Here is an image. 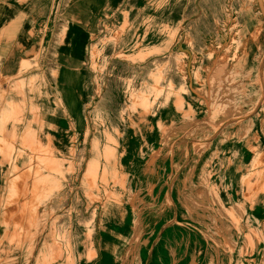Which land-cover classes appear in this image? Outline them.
<instances>
[{
  "label": "rangeland",
  "instance_id": "obj_1",
  "mask_svg": "<svg viewBox=\"0 0 264 264\" xmlns=\"http://www.w3.org/2000/svg\"><path fill=\"white\" fill-rule=\"evenodd\" d=\"M4 12L0 264H264V0Z\"/></svg>",
  "mask_w": 264,
  "mask_h": 264
},
{
  "label": "bare ground",
  "instance_id": "obj_2",
  "mask_svg": "<svg viewBox=\"0 0 264 264\" xmlns=\"http://www.w3.org/2000/svg\"><path fill=\"white\" fill-rule=\"evenodd\" d=\"M17 5L18 6H21L18 2H17ZM8 17V12H4L3 14H0V22L3 21L4 19H6ZM16 37V40L17 42H21V39H20V36H15ZM9 42L10 40H8V43H7V46H9ZM23 43V41H22ZM7 53H12L9 51V49H7ZM13 54V53H12ZM224 59L223 58H219L217 59L216 61H214V66L217 67V61H223ZM226 61V60H225ZM6 70V69H5ZM8 70V69H7ZM62 72L59 74L60 75V78L62 79H56V88H55V92L57 91V93H59L61 90L66 92V95H69V84H70V79L67 78V77H64L63 75H61ZM74 84V83H73ZM70 88V87H69ZM72 91V89H71ZM73 92V91H72ZM70 111L71 112H75V114L77 113V109H74L73 105H70ZM1 159V158H0ZM2 171H3V168H2ZM3 178L0 176V181L2 180ZM260 192H263L261 193V195L258 196V204L262 203V201H264V191H261L259 190ZM251 193V191H249ZM253 211H250L249 214H252ZM128 220V218H127ZM130 221V220H129ZM138 241H141L139 240L138 238H136ZM254 251H256V254H259V255H262L264 257V244H260V243H256L254 245V248H253ZM164 254L168 255V249L165 248V251L163 252ZM139 254H140V251H139Z\"/></svg>",
  "mask_w": 264,
  "mask_h": 264
},
{
  "label": "crops",
  "instance_id": "obj_3",
  "mask_svg": "<svg viewBox=\"0 0 264 264\" xmlns=\"http://www.w3.org/2000/svg\"><path fill=\"white\" fill-rule=\"evenodd\" d=\"M3 14V13H2ZM259 209V208H258ZM261 210V209H259ZM254 215V212L252 214H250V218L252 217L253 220L257 219V217L253 216ZM263 217V216H262ZM264 258V257H263Z\"/></svg>",
  "mask_w": 264,
  "mask_h": 264
}]
</instances>
